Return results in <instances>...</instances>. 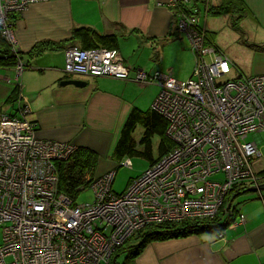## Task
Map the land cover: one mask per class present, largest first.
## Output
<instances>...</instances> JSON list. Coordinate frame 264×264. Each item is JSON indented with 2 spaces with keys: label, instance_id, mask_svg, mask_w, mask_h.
<instances>
[{
  "label": "built area",
  "instance_id": "obj_1",
  "mask_svg": "<svg viewBox=\"0 0 264 264\" xmlns=\"http://www.w3.org/2000/svg\"><path fill=\"white\" fill-rule=\"evenodd\" d=\"M37 1L0 0L1 34L14 49L13 15ZM163 5L193 52L190 76L179 80L171 72L136 70L133 80L159 85L154 108L166 119L173 146L122 193L112 191L113 169L90 183L92 202L76 204L58 190L55 167L76 145L38 137L25 100L21 118L0 115V264H109L117 246L143 226L209 219L221 209L224 217L235 208L229 197L234 187L264 183V175L253 170L257 143L247 138L264 130V73L234 71L199 25L193 0ZM64 64L67 75L129 79L134 70L117 49L104 47L70 45ZM121 165L132 163L127 158Z\"/></svg>",
  "mask_w": 264,
  "mask_h": 264
},
{
  "label": "crops",
  "instance_id": "obj_2",
  "mask_svg": "<svg viewBox=\"0 0 264 264\" xmlns=\"http://www.w3.org/2000/svg\"><path fill=\"white\" fill-rule=\"evenodd\" d=\"M163 1L42 0L31 3L24 11L13 15V32L19 50L26 52L40 41L62 42L59 50L47 51L29 63L24 58L25 66L18 77L21 84L19 95L24 94L23 98L29 102V120L36 122L38 137L70 141L78 147L94 150L98 154L95 176L114 168V163L106 158L110 160L132 108L142 110L136 101H132L130 93L134 89L144 90L147 86L134 82L131 79L133 73L126 81L64 73L61 66L62 63L64 66V50L76 45L70 39L71 31L87 26L104 34H118L119 40L134 36L138 44L141 41L156 49L158 43L163 45L169 41L175 23L172 11L163 4H157ZM193 1L198 10L199 25L205 29L212 43L229 58L234 71L244 75L264 73V51H256L245 44L264 45V0H241L249 11L238 23L242 33L232 29L229 14L207 13L208 7L219 5L221 0ZM220 33L229 40H221ZM58 59L60 65L55 62ZM126 64L134 70L146 72L145 66H135L131 60ZM14 73L13 69H0V115L14 112L15 104L7 102L18 81ZM70 78L84 80L86 85L59 84ZM158 91L159 87L151 101ZM261 132L258 137L252 135L251 139L257 143L260 152L255 161L261 165L256 169L258 173L264 170L259 146L262 142ZM262 191L264 189L261 190L262 195L256 191L253 202L246 204V201H242L239 210L235 206V223L222 235L203 233L152 241L143 248L134 263L264 264ZM239 213L244 214V220L239 218Z\"/></svg>",
  "mask_w": 264,
  "mask_h": 264
},
{
  "label": "trees",
  "instance_id": "obj_3",
  "mask_svg": "<svg viewBox=\"0 0 264 264\" xmlns=\"http://www.w3.org/2000/svg\"><path fill=\"white\" fill-rule=\"evenodd\" d=\"M248 9L241 0H221L217 6L207 8L210 15L229 14L231 19V27L233 30L242 33L239 26V20L246 16ZM70 39L72 44H76L82 49H91L104 47L107 49H118V34H104L87 26L76 27L71 31ZM209 41L210 38H208ZM212 42V41H211ZM250 48L256 51H264V45L255 43H247ZM62 42H46L40 41L35 43L28 51L23 52L13 46L1 34L0 28V69H14L20 59L23 57L28 63L47 51L59 50ZM24 67V63H23ZM19 79L14 89L7 98V102L15 105L13 113H8L12 117L20 116V106L23 105V96L20 94ZM35 123V122H34ZM140 124L144 131L139 138V145L143 146L142 151L136 149L135 141L131 134L136 126ZM37 130V125L35 123ZM166 119L151 108L141 110L133 107L129 116L121 130L120 138L112 152L111 157L115 160H122L123 157H131L139 155L149 160L150 164L157 158L163 156L173 146L171 140L165 135ZM158 136L159 143L157 146V158H152L151 137ZM98 162V154L89 148L78 147L65 160L56 162V170L58 174V190L76 199L77 195L83 189L89 187L95 176V170ZM264 175V170L259 172ZM245 189L231 190L229 197L244 192ZM229 199V200H230ZM237 211L235 208L223 217L222 209L212 218L209 219H184L178 222H163L159 224H147L141 229L135 231L121 245L117 246L111 255L109 264H135L134 261L141 253L143 248L152 241H162L172 238H182L189 235H200L203 233H221L224 232L230 224L235 221ZM122 256L121 263L117 262L118 257Z\"/></svg>",
  "mask_w": 264,
  "mask_h": 264
},
{
  "label": "rangeland",
  "instance_id": "obj_4",
  "mask_svg": "<svg viewBox=\"0 0 264 264\" xmlns=\"http://www.w3.org/2000/svg\"><path fill=\"white\" fill-rule=\"evenodd\" d=\"M163 2H157V4L160 5V4H163ZM172 14H173V17L175 20L174 28H173V35L171 36V38L169 39V41L167 43H164L163 45H160L158 43V47L156 46L157 47L156 49L151 48L149 46H146L141 41L138 44L137 40L134 39V36H131L129 38H124L123 40L120 39L118 41V48L120 50V51L118 50V53L121 56V58L123 59V61H125L126 63H130V60H131L132 63L136 64L135 66H137V65L138 66L139 65L145 66L146 72L151 73L154 70H160L163 72H171L175 78H177L179 80H186L187 77L189 76V72H191L192 66L194 64V55H193V52L191 51V49L188 45L187 39L183 38L182 35L177 31L176 18L174 16L173 12H172ZM219 38L223 41L229 40V38L226 35L221 34V33L219 35ZM143 45H145V46H143ZM157 53H158V55H157ZM24 58L25 57H23V60L20 59L18 61L17 65L13 69L15 71L14 78L16 80L18 79L20 73L23 70V62H25ZM55 62L58 63L59 65L61 64V61L59 59L56 60ZM24 66H25V64H24ZM61 66L63 67V70H64L65 64L63 66V63H62ZM82 71H84V70H82ZM131 73H133L132 77L130 76ZM135 73H136V70H132V71L130 70L129 79L131 77V79L133 80ZM234 74H235V72H233L231 75H234ZM93 77H107V76H93ZM229 78H232V77L229 75ZM129 79L125 78V79H121V80L126 81ZM152 83L153 84L140 85V86H147V87H145L144 90L134 89L133 90L134 92L130 93V95L132 97V101H136L137 106L142 108V110H146L148 108H151L154 111H156L154 108V105H155L156 99L158 97L157 95H158L160 90L158 91L154 100L151 101L153 94L158 90V87H159V85L154 83V81ZM22 96L25 97L24 94H22ZM24 100L29 105L28 100H26V98H24ZM30 112L31 111L29 110V107H28L29 115H30ZM2 114H4V113H2ZM27 119L26 120L29 123L31 121V124L35 122L32 120L29 121L28 117H27ZM166 124H167V121H166ZM143 131H144L143 126L138 124L136 126L134 132L131 134V137L135 141V144H136L135 147L138 151L143 150V146L139 145V143H138L139 138L143 134ZM35 134L37 135V133H35ZM165 135H166V131H165ZM260 136L262 137V142L259 144L260 149L262 150V158L261 159H264V132H261ZM247 138H248V140H251L252 135L249 134V136ZM46 139H49V138H46ZM158 143H159L158 136L153 135L151 137V149H152L151 152H152V158L154 160L157 158ZM127 158L130 159L132 165L131 166L121 165ZM106 160L112 161L114 163V168H112L111 170H108L106 172L108 173L109 171H112L113 169H115V176H114L111 188H112V191L116 194L122 193L126 189L129 181L133 178L138 177L150 165V162L147 158L139 156V155H134L131 157L125 156V158L123 157V159L120 161L115 160L112 157H110V160H109V157L106 158ZM260 166H261L260 164L255 163L253 165V170H256ZM55 167H56V163H55ZM105 173H103V174H105ZM103 174H101V175H103ZM216 175H218V176H216ZM216 175L211 176L210 179H218L222 176V173L216 174ZM256 191H248V192H243V193L237 194L232 200L233 206H236V208L239 210V206H240V203L242 201H246L247 202L246 204L253 202L255 200L254 199L255 196L257 195ZM262 192H264V191H262ZM93 199H94L93 189L91 187H87V188H85L79 192V194L77 195V197L75 199V202H76V204L88 203V202H92ZM0 242H1V235H0ZM121 261H122V256L118 257V259H117L118 263H121Z\"/></svg>",
  "mask_w": 264,
  "mask_h": 264
},
{
  "label": "water",
  "instance_id": "obj_5",
  "mask_svg": "<svg viewBox=\"0 0 264 264\" xmlns=\"http://www.w3.org/2000/svg\"><path fill=\"white\" fill-rule=\"evenodd\" d=\"M60 85L64 86V85H74V86H77V87H83L86 85V81L84 80H81V79H74V78H70V79H64L62 81H60L59 83ZM258 133L254 135V137H258ZM257 188L259 190H262L264 189V183L260 184V185H253V186H250L248 187L247 189L245 190H248V191H256Z\"/></svg>",
  "mask_w": 264,
  "mask_h": 264
}]
</instances>
